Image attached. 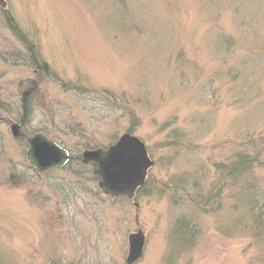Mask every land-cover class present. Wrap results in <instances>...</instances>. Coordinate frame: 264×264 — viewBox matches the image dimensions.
I'll use <instances>...</instances> for the list:
<instances>
[{
    "label": "rangeland",
    "instance_id": "374dc122",
    "mask_svg": "<svg viewBox=\"0 0 264 264\" xmlns=\"http://www.w3.org/2000/svg\"><path fill=\"white\" fill-rule=\"evenodd\" d=\"M3 2L0 264H126L138 232L134 264H264V0ZM35 134L69 163L31 168ZM124 134L152 162L132 199L82 163Z\"/></svg>",
    "mask_w": 264,
    "mask_h": 264
},
{
    "label": "water",
    "instance_id": "95a60500",
    "mask_svg": "<svg viewBox=\"0 0 264 264\" xmlns=\"http://www.w3.org/2000/svg\"><path fill=\"white\" fill-rule=\"evenodd\" d=\"M4 6L5 3L0 0V7ZM23 124L24 121L19 120L11 126L13 137L20 135ZM25 158L31 168L41 173L63 168L70 161L69 153L65 149L42 134H35L28 141ZM82 163L92 167L98 187L104 195L127 199H132L136 189L143 185L146 173L152 166L143 143L128 134L122 135L106 150L84 151ZM144 242L145 238L141 232L128 237L126 264H134L141 258Z\"/></svg>",
    "mask_w": 264,
    "mask_h": 264
},
{
    "label": "trees",
    "instance_id": "16d2710c",
    "mask_svg": "<svg viewBox=\"0 0 264 264\" xmlns=\"http://www.w3.org/2000/svg\"><path fill=\"white\" fill-rule=\"evenodd\" d=\"M1 11H2L1 13H3V18H4L5 22H6V25H7L8 29L11 31V33H12L16 38H18V39H20V41L24 42L25 38H24V36L20 33V31H19V29H18V27H17V25H16V23H15L13 17L9 14L8 10L1 8ZM42 68H43V70H45V71L47 70V67H46L45 65L42 66ZM25 116H26V108H25V106H24V107H23V113H22V119H24ZM70 160H71V159H70ZM237 164H239V161H238ZM178 230L181 231L182 233L185 231V229H184V228H181V227H180ZM181 232H178V233H181ZM182 235H183V234H182Z\"/></svg>",
    "mask_w": 264,
    "mask_h": 264
},
{
    "label": "bare ground",
    "instance_id": "6f19581e",
    "mask_svg": "<svg viewBox=\"0 0 264 264\" xmlns=\"http://www.w3.org/2000/svg\"><path fill=\"white\" fill-rule=\"evenodd\" d=\"M57 143V142H56Z\"/></svg>",
    "mask_w": 264,
    "mask_h": 264
}]
</instances>
